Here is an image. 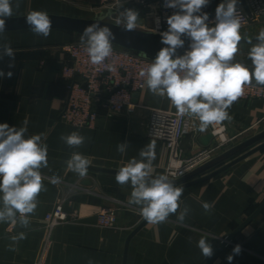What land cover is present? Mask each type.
<instances>
[{"label":"crops","instance_id":"crops-1","mask_svg":"<svg viewBox=\"0 0 264 264\" xmlns=\"http://www.w3.org/2000/svg\"><path fill=\"white\" fill-rule=\"evenodd\" d=\"M100 1L11 0L13 15L5 20L6 30L0 33V44L9 42L14 49L15 67L8 68L7 57L0 60V70L13 72L11 78L0 77V124L26 128L25 138L41 135V142L48 148V164L40 169L45 178L44 188L37 197L35 212L29 216L28 227L0 223V264H89V261L92 264H206L219 249L221 239L231 235L264 200V146L258 148L264 144V139L225 159L197 179L230 165L225 171L183 188L180 209L166 222L143 224L138 207L128 203L131 185L118 184L115 176L129 160L134 157L139 160V151L153 142L156 158L152 161V176L166 175L169 149L164 142L146 137V127L152 110L176 112L175 107L166 96L153 94L146 85L132 94L130 113L124 111L107 117L105 111L98 109L92 128L77 129L61 122L60 114L69 96V80L64 78L62 71L71 64L64 48L81 42L82 32L51 27L50 35L44 38L35 35L31 28L19 26L26 23L29 12L46 11L51 20L83 26L99 21L102 26L110 27L115 37L125 41L155 49L166 46L161 43L160 34L150 31L163 0H146V6L129 0L115 11L102 7ZM213 1L209 0L206 7ZM222 2L217 1L209 15L215 16L216 7ZM239 6L241 0H237L236 7ZM125 9L139 14L133 31H126L123 23H116L122 20ZM261 29H264V22L240 30V35L255 37ZM251 47V44L238 46L233 62L251 67L248 59ZM112 48L149 55L114 41ZM77 80L80 79L77 77ZM252 84L256 82L253 80ZM227 111L230 120L223 124L228 142L216 148L208 162L264 132V100L236 101ZM198 127L199 123L197 131L179 143L183 158L215 147L209 129L201 132ZM73 131L85 137L78 148H70L60 139L61 135ZM119 143L127 144L123 154L117 151ZM73 152L90 160L85 177L67 167ZM53 176L59 177L60 182L51 183ZM60 202L65 212L77 215V220L58 225L49 233L40 262L47 237L44 218ZM203 202L212 205L210 212L204 211ZM184 206H188L190 212L181 224L177 222V215ZM101 209L116 213V228L98 226L97 213ZM20 232H24L26 238L14 244L11 237ZM201 236L213 248L210 258H205L197 247ZM236 245H240L241 251L234 255ZM9 246L15 250H10ZM229 255H233L231 264H264V209L210 264H229Z\"/></svg>","mask_w":264,"mask_h":264},{"label":"clouds","instance_id":"clouds-1","mask_svg":"<svg viewBox=\"0 0 264 264\" xmlns=\"http://www.w3.org/2000/svg\"><path fill=\"white\" fill-rule=\"evenodd\" d=\"M208 4L209 0H165L164 7L177 10L167 17L168 28L160 33L161 43L166 46L140 72L146 77L150 92L166 96L179 116L198 120L201 132L218 125L223 131L222 123L230 120L227 109L243 96L244 86L253 80L264 85V29L255 37L256 43L248 40L252 45L248 52L251 69L233 62L241 41L237 0H223L216 7L214 26H209V16L202 11ZM16 7L19 8V3ZM12 15L11 0H0V33L6 30L5 20ZM138 17L136 11L125 9L122 20L116 23H123L126 31H133ZM26 23L37 36L47 38L51 33L52 22L46 11L29 12ZM182 36L190 39L189 50L176 55L177 49L185 43ZM80 39L93 65H101L111 57L115 36L107 25L93 22L84 28ZM5 57L9 59L8 68H14L15 51L9 42L0 44V60ZM12 75V71L0 70V77L11 78ZM26 131L23 127L0 124V223H19L24 228L28 227L29 216L35 212L37 197L44 188L45 178L40 169L48 164V148L41 142L42 136L25 138ZM60 139L70 148H78L85 142V137L76 131L61 135ZM220 139L226 141L224 136ZM126 148V143H119L117 151L123 154ZM154 149V142L146 145L139 151L140 159L129 160L115 176L118 184L131 185L128 203L137 206L139 214L149 224L164 223L171 214H177L183 193V188L176 187L168 175L152 176ZM89 164L90 160L79 152H73L67 161V167L80 177L87 175ZM50 182L59 183L60 178L53 176ZM202 208L207 213L212 205L203 202ZM189 212V207L184 206L177 215V222L182 224ZM25 238L26 234L20 232L11 240L15 244ZM197 247L205 258L213 255V248L204 236L198 240ZM9 248L15 250L13 246ZM240 251V245H236L233 254ZM227 260L231 264L233 255Z\"/></svg>","mask_w":264,"mask_h":264},{"label":"built area","instance_id":"built-area-1","mask_svg":"<svg viewBox=\"0 0 264 264\" xmlns=\"http://www.w3.org/2000/svg\"><path fill=\"white\" fill-rule=\"evenodd\" d=\"M129 0H101L100 5L109 10H117V7ZM134 3L146 6V0H134ZM163 0L154 16L150 31L160 34L167 30V17L176 9L164 7ZM249 14L242 6L237 8V15L241 18L240 30L251 25L264 22V0H246ZM204 11V8L203 10ZM209 16V26H214L215 16ZM158 21V22H157ZM70 59V66H66L62 74L69 80V96L65 107L60 114V121L74 128H92L98 117V109L106 112L107 117H112L121 112H132L131 96L141 91L146 86V77L140 75L142 69L147 68L155 58L132 54L113 48V53L103 64L93 65L85 46L81 42L68 44L64 48ZM77 77L80 80H77ZM264 100V86L249 84L244 86V94L237 101ZM198 120L187 116L181 117L176 112L152 110L146 127V137L164 142L170 152L166 175L169 179H180L208 162L216 148L225 145L228 140L225 137L226 128L221 126H209L208 129L216 144L213 149L202 150L189 158H183L179 143L181 139L190 133L197 131ZM181 173H183L181 175ZM45 230L47 237L41 252V260L49 241L50 232L58 225L73 223L77 220L75 213H67L63 209V202L56 204L45 215ZM97 224L103 228H116L117 216L113 210L101 209L97 213ZM226 237L221 239V242Z\"/></svg>","mask_w":264,"mask_h":264},{"label":"water","instance_id":"water-1","mask_svg":"<svg viewBox=\"0 0 264 264\" xmlns=\"http://www.w3.org/2000/svg\"><path fill=\"white\" fill-rule=\"evenodd\" d=\"M219 0H214L208 7H206L204 9L203 12H206L209 15V12L211 11V9L213 8V6L216 4V2ZM241 6L244 8V10L249 14L247 5L245 3V0H241ZM52 22V27H59V28H66V29H72L75 31H80L83 32L84 28L87 26H83V25H78L75 24L73 22H69V21H55V20H51ZM19 26L21 27H27L30 28V26L27 23H22ZM256 37V36H255ZM255 37L253 36H241V41L239 43L238 46L241 45H250L248 43V40L251 39L253 41V43H256ZM182 39H184L185 43L184 46L182 48H178L176 55H183L186 51L189 50V45H190V39L186 36H182ZM114 42L117 43H121L127 46H131V47H135L137 49H141L145 52H147L149 55H146L147 57H151V58H155L157 53L159 52L160 49H155V48H151V47H147V46H142L136 43H132V42H128L125 41L123 39L117 38L115 37V39L113 40ZM250 69L251 67L248 66ZM189 135H185L182 139H186L188 138ZM262 139H264V132L253 137L252 139L244 142L241 145H238L237 147L231 149L230 151L226 152L225 154H223L221 157L212 160L211 162H208L196 169H194L193 171H191L190 173H188L187 175H185L184 177L174 180V179H170L173 181L174 185H178L180 184L179 187L185 188L191 185H195L204 181H207L211 178H213L214 176L220 174L221 172L225 171L228 167H230V165H226L222 168H220L219 170L204 176V177H199L197 179L198 176L202 175L203 173H205L206 171L212 169L213 167H215L216 165H218L219 163H221L222 161H224L225 159H228L229 157H231L232 155L242 151L243 149L247 148L250 145H253L259 141H261ZM263 145H261L258 148L263 147ZM264 209V200L262 201V203L260 204V206L256 209V211L250 216L248 217L231 235H228L220 244L219 249L217 250V252L209 259V261L206 264H210L215 258L216 256L219 254V252L225 248L228 244L232 243L233 238L235 237V235L237 233H239L241 231V229L243 227H245L247 224H249L251 221H253ZM147 221H143V224H145ZM142 224V225H143Z\"/></svg>","mask_w":264,"mask_h":264}]
</instances>
